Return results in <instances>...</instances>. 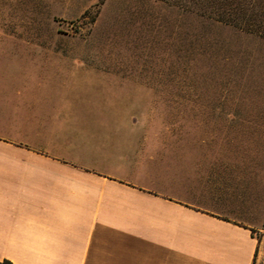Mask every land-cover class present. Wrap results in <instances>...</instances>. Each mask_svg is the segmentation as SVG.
<instances>
[{
    "label": "crops",
    "instance_id": "crops-1",
    "mask_svg": "<svg viewBox=\"0 0 264 264\" xmlns=\"http://www.w3.org/2000/svg\"><path fill=\"white\" fill-rule=\"evenodd\" d=\"M85 78L0 77V263L264 264V216L212 177L220 141L136 121V91L93 109Z\"/></svg>",
    "mask_w": 264,
    "mask_h": 264
},
{
    "label": "rangeland",
    "instance_id": "rangeland-1",
    "mask_svg": "<svg viewBox=\"0 0 264 264\" xmlns=\"http://www.w3.org/2000/svg\"><path fill=\"white\" fill-rule=\"evenodd\" d=\"M0 77H86L93 109L136 91V121L220 141L217 187L235 218L262 220L264 42L160 0H0ZM121 137L109 122L110 150Z\"/></svg>",
    "mask_w": 264,
    "mask_h": 264
},
{
    "label": "trees",
    "instance_id": "trees-1",
    "mask_svg": "<svg viewBox=\"0 0 264 264\" xmlns=\"http://www.w3.org/2000/svg\"><path fill=\"white\" fill-rule=\"evenodd\" d=\"M264 42V0H160ZM0 264H11L3 261Z\"/></svg>",
    "mask_w": 264,
    "mask_h": 264
}]
</instances>
